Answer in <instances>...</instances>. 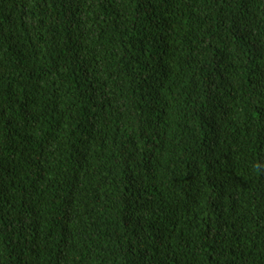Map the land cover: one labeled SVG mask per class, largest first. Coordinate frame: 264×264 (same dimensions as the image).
<instances>
[{"label":"trees","instance_id":"trees-1","mask_svg":"<svg viewBox=\"0 0 264 264\" xmlns=\"http://www.w3.org/2000/svg\"><path fill=\"white\" fill-rule=\"evenodd\" d=\"M0 264H264V0H0Z\"/></svg>","mask_w":264,"mask_h":264}]
</instances>
